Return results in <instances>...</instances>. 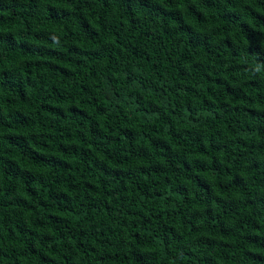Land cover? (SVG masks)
<instances>
[{
	"label": "trees",
	"instance_id": "obj_1",
	"mask_svg": "<svg viewBox=\"0 0 264 264\" xmlns=\"http://www.w3.org/2000/svg\"><path fill=\"white\" fill-rule=\"evenodd\" d=\"M0 264H264V0H0Z\"/></svg>",
	"mask_w": 264,
	"mask_h": 264
}]
</instances>
